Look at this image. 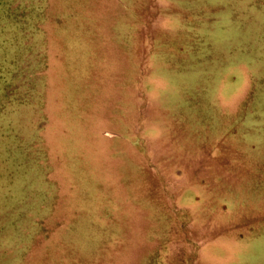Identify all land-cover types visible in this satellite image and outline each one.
Instances as JSON below:
<instances>
[{
	"label": "rangeland",
	"instance_id": "1",
	"mask_svg": "<svg viewBox=\"0 0 264 264\" xmlns=\"http://www.w3.org/2000/svg\"><path fill=\"white\" fill-rule=\"evenodd\" d=\"M0 264H264V0H0Z\"/></svg>",
	"mask_w": 264,
	"mask_h": 264
}]
</instances>
